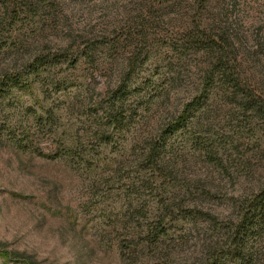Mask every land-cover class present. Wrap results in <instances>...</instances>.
Returning <instances> with one entry per match:
<instances>
[{"label": "rangeland", "instance_id": "1", "mask_svg": "<svg viewBox=\"0 0 264 264\" xmlns=\"http://www.w3.org/2000/svg\"><path fill=\"white\" fill-rule=\"evenodd\" d=\"M194 23L264 84V0H0V264L237 263L222 236L264 154L230 105L169 134L208 63Z\"/></svg>", "mask_w": 264, "mask_h": 264}, {"label": "trees", "instance_id": "2", "mask_svg": "<svg viewBox=\"0 0 264 264\" xmlns=\"http://www.w3.org/2000/svg\"><path fill=\"white\" fill-rule=\"evenodd\" d=\"M13 1L16 2L17 0ZM26 6L21 8L22 6L17 4L12 9V13H14L12 16L17 17V13L26 16L31 5ZM153 17L158 18L156 13L153 14ZM195 24L184 30V35L192 48L201 50L207 56L208 63L203 73V83L198 99H194L193 103L183 108L174 125L171 126L169 134L174 133L185 124L189 109L195 106L199 100L205 102L200 112V116L202 115L205 121L210 118L211 111L208 108L214 106L216 109L219 105H230L229 111H232L235 119L238 118L240 123H247L248 132L255 135L256 154H264L263 81H255V79L248 77L242 68L243 61L237 58L236 52L235 54L232 53V50L235 51L232 49L234 45L229 42L228 37L222 35H215L214 37L211 35L212 30H208V25L199 27ZM145 37V33L141 30L134 39L142 44L146 39ZM262 42L264 45V38ZM80 54L79 57L90 60L94 54V49H85L80 51ZM190 129L195 130L198 127L191 125ZM200 129L202 130V128ZM152 155V159H158L159 154L153 151ZM169 207L163 202L161 207L163 215L167 212L172 214ZM234 212L235 219L231 222V227L227 229V232L223 234L222 245L228 246L231 255L237 261L236 264H264V259L261 260L263 255L257 250L258 247L254 246L264 231V183L258 185L257 188L250 189L248 194L238 204L234 205ZM212 259L213 257L209 258V260ZM25 264L30 263L25 262Z\"/></svg>", "mask_w": 264, "mask_h": 264}]
</instances>
